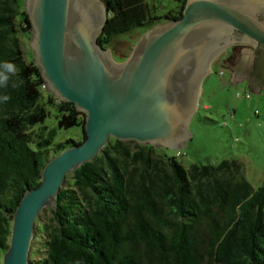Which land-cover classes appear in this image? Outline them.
I'll return each instance as SVG.
<instances>
[{"label": "trees", "instance_id": "trees-1", "mask_svg": "<svg viewBox=\"0 0 264 264\" xmlns=\"http://www.w3.org/2000/svg\"><path fill=\"white\" fill-rule=\"evenodd\" d=\"M101 1L106 22L96 43L120 61L145 30L178 19L185 0L161 14L144 0ZM29 36L22 0H0V62L18 69L0 88L10 97L0 103V263L22 194L38 185L51 156L85 137L83 114L44 86L23 45ZM49 107L55 127L33 134ZM73 126L77 140L53 143L56 128ZM164 149L109 138L67 173L49 215L42 218L43 208L35 219L27 264H264V180L252 187L233 157L184 168L180 150Z\"/></svg>", "mask_w": 264, "mask_h": 264}, {"label": "water", "instance_id": "water-1", "mask_svg": "<svg viewBox=\"0 0 264 264\" xmlns=\"http://www.w3.org/2000/svg\"><path fill=\"white\" fill-rule=\"evenodd\" d=\"M22 9L43 83L83 114L85 137L51 156L38 185L22 194L0 264H27L38 213L109 138L182 149L201 81L228 44L230 82L245 79L248 90L264 92V0H185L178 19L145 30L121 61L96 43L106 22L101 0H22Z\"/></svg>", "mask_w": 264, "mask_h": 264}, {"label": "rangeland", "instance_id": "rangeland-1", "mask_svg": "<svg viewBox=\"0 0 264 264\" xmlns=\"http://www.w3.org/2000/svg\"><path fill=\"white\" fill-rule=\"evenodd\" d=\"M144 1L156 14L175 9L178 4L177 0ZM127 36L124 35V38L127 39ZM28 40L29 38H23L25 49L28 48ZM217 56L210 63V71L201 81L197 101L200 118L196 120L193 117L188 123L190 136L184 147L180 149L181 155L176 158L184 168H187L191 163L203 164L217 162L224 158H236L243 164L247 181L252 187H256L264 180V93H253L243 84L235 86L220 84L228 71L223 69V76L217 74L220 64L227 65L225 62H213ZM208 86H212V93L205 91ZM236 92H239L240 98L236 96ZM245 93L248 94L247 97H244ZM42 101L45 102L43 98ZM203 103L208 104V109L201 108ZM254 109L257 111L255 114L253 113ZM49 112V116L44 119L42 124L32 128L33 134L40 131L41 128V131L45 133L55 127V118L50 107ZM231 112L234 113L231 114ZM202 116H206L212 121L206 122ZM80 134L79 127L56 128L53 143L67 138L77 140ZM175 150L165 148L164 152L167 155H172ZM48 215V208H44L41 213L42 218H46Z\"/></svg>", "mask_w": 264, "mask_h": 264}, {"label": "clouds", "instance_id": "clouds-1", "mask_svg": "<svg viewBox=\"0 0 264 264\" xmlns=\"http://www.w3.org/2000/svg\"><path fill=\"white\" fill-rule=\"evenodd\" d=\"M17 72V66L13 62L7 60L0 62V88L7 89L10 79L15 77ZM9 100L8 95L0 96V103H7Z\"/></svg>", "mask_w": 264, "mask_h": 264}, {"label": "crops", "instance_id": "crops-1", "mask_svg": "<svg viewBox=\"0 0 264 264\" xmlns=\"http://www.w3.org/2000/svg\"><path fill=\"white\" fill-rule=\"evenodd\" d=\"M222 59H223V60H221V58H220V59L217 60V61L222 63V62H225V61L227 60V58H222ZM223 69H226L228 72H227L226 76H224V78H222L223 82L221 81L220 84H224V85H226V86H235V85H237V84H234V83L230 82V80H229L230 77H231V75H232V70H231L227 65L220 64V67H219L218 71H219V70H222V71H223ZM218 71H217V72H218ZM223 75H224V74L222 73V75H219V76H223ZM238 84H239V85H240V84H243L244 87L247 89V82H246L245 79L240 80ZM205 91H208V92H211V93H212V86H208V89L206 88ZM251 92H253V91H251ZM260 92H263V91L260 89V90H258L257 92H253V93H260ZM263 93H264V92H263ZM201 108H202L203 110L208 109V104H207V103H203V104H201ZM254 110H255V109H254ZM233 113H234V112H231V114H233Z\"/></svg>", "mask_w": 264, "mask_h": 264}, {"label": "flooded vegetation", "instance_id": "flooded-vegetation-1", "mask_svg": "<svg viewBox=\"0 0 264 264\" xmlns=\"http://www.w3.org/2000/svg\"><path fill=\"white\" fill-rule=\"evenodd\" d=\"M221 53V52H220ZM230 56H232V43L228 44L225 49H223L222 53L219 54L217 56V59L213 62H216L217 60H219L221 58V60H223L222 58H229ZM116 61V60H115ZM121 61V60H120ZM221 63V62H220Z\"/></svg>", "mask_w": 264, "mask_h": 264}, {"label": "built area", "instance_id": "built-area-1", "mask_svg": "<svg viewBox=\"0 0 264 264\" xmlns=\"http://www.w3.org/2000/svg\"><path fill=\"white\" fill-rule=\"evenodd\" d=\"M217 74H218V75H221V74H222V70H219V71L217 72ZM42 87H43V86H42ZM235 94H236L237 97H239V98L241 97V95L239 94V92H236ZM247 96H248V94L245 93V94H244V97H247ZM256 112H257L256 110L253 111L254 114H255Z\"/></svg>", "mask_w": 264, "mask_h": 264}]
</instances>
